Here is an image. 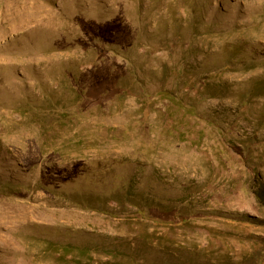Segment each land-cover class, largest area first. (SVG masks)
<instances>
[{
	"label": "rangeland",
	"instance_id": "1",
	"mask_svg": "<svg viewBox=\"0 0 264 264\" xmlns=\"http://www.w3.org/2000/svg\"><path fill=\"white\" fill-rule=\"evenodd\" d=\"M0 264H264V0H0Z\"/></svg>",
	"mask_w": 264,
	"mask_h": 264
}]
</instances>
